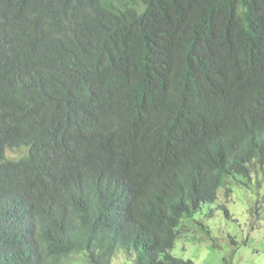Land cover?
I'll return each mask as SVG.
<instances>
[{
  "label": "trees",
  "instance_id": "trees-1",
  "mask_svg": "<svg viewBox=\"0 0 264 264\" xmlns=\"http://www.w3.org/2000/svg\"><path fill=\"white\" fill-rule=\"evenodd\" d=\"M236 178L264 183V0H0V264H193L182 222Z\"/></svg>",
  "mask_w": 264,
  "mask_h": 264
},
{
  "label": "rangeland",
  "instance_id": "rangeland-1",
  "mask_svg": "<svg viewBox=\"0 0 264 264\" xmlns=\"http://www.w3.org/2000/svg\"><path fill=\"white\" fill-rule=\"evenodd\" d=\"M25 153L24 149L7 150L5 158L17 161ZM238 182V178L229 182L232 190L229 198L220 190L217 201L204 205L191 219L183 220L182 226L189 231L182 233L176 241L170 252L173 257L190 260L193 264H264V201L261 219L252 231L248 213L258 193L264 198V183L257 190L256 186L245 187ZM222 206L229 210V218L225 217ZM198 225L208 232L209 239ZM212 241L218 248L212 247ZM134 263L135 252L129 255L121 248L111 260V264ZM69 264L86 263L83 255H77L69 259Z\"/></svg>",
  "mask_w": 264,
  "mask_h": 264
},
{
  "label": "clouds",
  "instance_id": "clouds-1",
  "mask_svg": "<svg viewBox=\"0 0 264 264\" xmlns=\"http://www.w3.org/2000/svg\"><path fill=\"white\" fill-rule=\"evenodd\" d=\"M6 154V153H5ZM252 231V230H251Z\"/></svg>",
  "mask_w": 264,
  "mask_h": 264
}]
</instances>
